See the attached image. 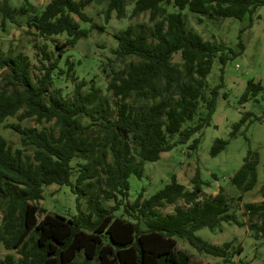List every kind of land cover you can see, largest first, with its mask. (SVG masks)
<instances>
[{"label": "trees", "instance_id": "1", "mask_svg": "<svg viewBox=\"0 0 264 264\" xmlns=\"http://www.w3.org/2000/svg\"><path fill=\"white\" fill-rule=\"evenodd\" d=\"M103 1L106 22L113 12L117 18L125 17L129 4L131 18L149 15L148 22L131 23L115 34L114 60L132 58L121 70L111 69L108 90L117 100L115 110L95 81L82 79L70 95L52 87L54 72L64 71L60 62L65 50L94 29L105 30L87 12L93 3ZM171 3L177 11L167 8ZM263 4L264 0H49L34 13L25 5L17 8L0 0L3 27L7 20L21 25L19 17L31 11L27 25L40 36H68L56 42L55 59L37 45L42 53L37 76L26 53L0 52V126L21 138V147L14 149L0 134V244L15 252L0 264H201L179 249V240L222 260L216 264H227L241 248L231 253V242L212 244L197 235L200 230L247 227L256 240L264 239V199L245 201V194L259 181L258 152L249 151L231 178L241 193L237 197H228L224 187L206 196L197 170L191 189L173 176L151 197L141 193L129 201V179L143 176L145 162L159 161L162 154L188 144L211 126L218 98L224 94L223 83L213 87L208 83L214 60L219 58L224 66L245 48L241 37L239 51L204 39L188 27L184 11L200 15L202 23L203 17L244 19ZM82 22L90 26L81 27ZM66 63L67 72L74 74L75 63L69 59ZM262 89L260 82L250 80L242 101ZM250 116L245 114L235 128L239 130ZM15 117L19 123L7 126ZM26 120L53 127H23ZM199 143L196 138L189 151L196 152ZM227 145L228 141L216 140L211 154L217 156ZM51 185L71 187L78 201L90 199L89 212L75 219L46 213L39 203ZM102 201L114 205L107 207ZM180 201L183 205H178ZM168 206H175V211L165 214ZM41 213L46 214L40 220Z\"/></svg>", "mask_w": 264, "mask_h": 264}, {"label": "rangeland", "instance_id": "2", "mask_svg": "<svg viewBox=\"0 0 264 264\" xmlns=\"http://www.w3.org/2000/svg\"><path fill=\"white\" fill-rule=\"evenodd\" d=\"M49 0H9L14 7L22 5L29 7L34 13H39ZM107 1L93 3L88 7L87 12L94 19L105 26L104 31L94 29L88 37H84L77 44L69 46L60 62L64 69L59 73L58 69L53 75L52 87L62 88L63 93L70 95L75 85L82 79L95 81L102 89L105 101L113 110L117 107V100L113 93L108 90V83L111 77V69L121 70L132 60H114L113 49L117 47L118 41L115 34L125 30L129 24L137 22H148L149 15L142 14L140 17L131 18L133 5L126 7V14L123 18H117L113 12L110 20H105V9ZM170 11H177L172 3L167 5ZM28 11L26 15L20 16L21 25L7 20L6 25H1L0 17V52L13 51L14 53L24 52L29 55L33 63V74L38 75L42 66V53L37 45L44 47L55 59L58 55L56 42H63L67 39L66 34L57 35L53 38L40 36L36 29H30L27 25ZM188 27L200 33L204 39L213 42H224L238 50L240 37L244 43V50L234 58H231L223 66L219 58L213 63L212 70L208 75V83L211 87L222 84L221 96L218 98L216 113L213 116L211 126L206 127L202 132L195 135L186 145L175 147L172 151L162 154L157 162H145V171L141 178L133 175L130 177L129 201L134 202L143 193L146 198L163 189L176 176L178 182L191 189V179L197 170H200L204 182L203 189L206 196L216 195L220 187H224L228 197H237L241 193L231 185V178L243 165L249 151L258 152L260 163L258 166V184L256 188L245 194V201L260 202L264 193V4L244 19L225 18L211 20L203 17V22L198 21L195 13L189 10L184 11ZM251 23V25H250ZM90 23L82 22L81 27H89ZM30 29V30H29ZM239 51V50H238ZM75 63V73L67 72L66 60ZM180 60V55L175 56ZM47 63V61H45ZM223 68V69H222ZM1 73V72H0ZM223 76V77H222ZM250 80L260 82L262 91L252 96L249 101H242ZM251 113L246 123L239 130L235 128L245 114ZM19 123L18 119L10 118L7 126ZM23 127H37L39 129H51V124H38L34 120H26ZM238 130V131H237ZM237 131V132H236ZM236 132V136H233ZM2 134L14 149L21 147V138L11 128L0 126ZM199 138L200 143L196 152L189 151L193 141ZM228 141L226 149L217 156L211 154L216 140ZM191 154V155H190ZM111 159H109L110 161ZM94 199V193L91 200ZM78 196L69 186L51 185L45 187L44 198L39 203L46 213L63 216L67 219H75L80 213H88L90 199L78 201ZM107 207L114 205L112 201H102ZM183 205V202H178ZM175 206H168L164 213H173ZM46 213H41L39 218L43 219ZM119 212L118 214H121ZM2 213L0 211V218ZM197 235L206 241L223 246L231 242V253L241 248L240 254H233L227 264H264V239L256 240L252 231L247 227L226 226L224 232H211L205 228ZM179 249L187 253L193 262L201 264H216L222 262L219 258H213L206 254L198 253L185 241H178ZM15 252H7L0 244V260L5 255ZM83 254V253H81ZM19 257V255H16Z\"/></svg>", "mask_w": 264, "mask_h": 264}]
</instances>
